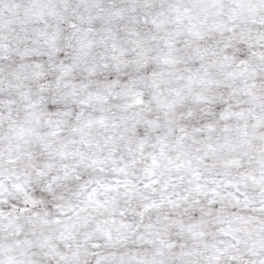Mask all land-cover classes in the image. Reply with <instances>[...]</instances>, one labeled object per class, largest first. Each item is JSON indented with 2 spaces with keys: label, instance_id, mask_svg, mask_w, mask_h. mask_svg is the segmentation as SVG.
<instances>
[{
  "label": "snow or ice",
  "instance_id": "snow-or-ice-1",
  "mask_svg": "<svg viewBox=\"0 0 264 264\" xmlns=\"http://www.w3.org/2000/svg\"><path fill=\"white\" fill-rule=\"evenodd\" d=\"M0 264H264V0H0Z\"/></svg>",
  "mask_w": 264,
  "mask_h": 264
}]
</instances>
